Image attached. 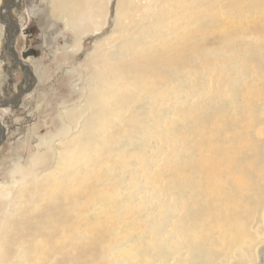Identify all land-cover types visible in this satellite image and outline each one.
Wrapping results in <instances>:
<instances>
[{"label": "bare ground", "instance_id": "1", "mask_svg": "<svg viewBox=\"0 0 264 264\" xmlns=\"http://www.w3.org/2000/svg\"><path fill=\"white\" fill-rule=\"evenodd\" d=\"M44 1L91 74L0 173V264H259L264 0Z\"/></svg>", "mask_w": 264, "mask_h": 264}, {"label": "rangeland", "instance_id": "2", "mask_svg": "<svg viewBox=\"0 0 264 264\" xmlns=\"http://www.w3.org/2000/svg\"><path fill=\"white\" fill-rule=\"evenodd\" d=\"M44 2L0 0V26L7 33L0 44V126L6 134L0 141V173L8 179L13 159L36 150L34 133H39V137L53 131L60 124L57 116L62 106L75 101L77 94L71 92L74 88L70 81L75 83L91 74L90 68L85 67L86 55L97 36L82 39L84 47L74 53L68 48L70 44L73 47L75 35L64 30ZM5 8H10L6 10L7 19L3 18ZM42 13L44 25L40 20ZM66 38L70 41L68 48L64 47ZM69 66L70 78L65 72ZM262 249L259 264H264Z\"/></svg>", "mask_w": 264, "mask_h": 264}, {"label": "water", "instance_id": "3", "mask_svg": "<svg viewBox=\"0 0 264 264\" xmlns=\"http://www.w3.org/2000/svg\"><path fill=\"white\" fill-rule=\"evenodd\" d=\"M3 104H5V103H3Z\"/></svg>", "mask_w": 264, "mask_h": 264}]
</instances>
